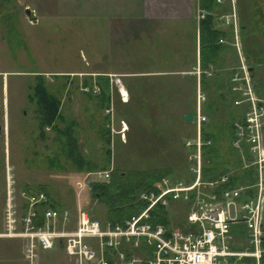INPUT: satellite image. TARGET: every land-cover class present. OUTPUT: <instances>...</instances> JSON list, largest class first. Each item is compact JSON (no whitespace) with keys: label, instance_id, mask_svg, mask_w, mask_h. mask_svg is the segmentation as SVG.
<instances>
[{"label":"rangeland","instance_id":"374dc122","mask_svg":"<svg viewBox=\"0 0 264 264\" xmlns=\"http://www.w3.org/2000/svg\"><path fill=\"white\" fill-rule=\"evenodd\" d=\"M43 1L45 8L53 11V0ZM251 1L234 0L235 7H241V15L236 10L237 29L233 28L232 31L233 51L238 66L243 59L246 65L252 68L249 79L258 97L264 99V32L256 30L254 26L253 17L255 19L258 10ZM253 2L259 6V10L264 11V0ZM38 6L39 9L42 8L38 0H0V232L5 229L4 216L9 194L16 203L17 229L21 228L18 223L22 214L21 196L27 189L45 190L54 202L67 208L71 214L68 228H72L78 207L83 208L90 217L101 221L108 216L109 207L102 201L104 198L98 200L95 194L106 193L105 200H113L118 192L117 187L122 182L150 181L151 175L166 172V176L172 181H184L190 174V151L184 143L196 134V125L194 122H184V109L148 105L144 100L141 101L144 95L134 93H131L130 105H119L117 87L123 78L113 76L106 79H87L88 76H84L85 72L93 70L131 69L132 63L129 60L133 48L129 45L118 47L116 44L112 47L105 46L100 37L104 31L86 30L88 21L80 14L83 12L81 7L78 8L79 15L73 19L69 14L41 13ZM25 7H29L33 15H26L23 10ZM96 22L100 28L102 19H94L93 26ZM123 23L125 26L128 23L132 25L133 20L126 19ZM240 24L243 29H240ZM90 40L92 46L97 44L92 49L91 58L90 49L86 47V42L88 44ZM164 41L162 37L152 44L155 57L152 68L163 70L171 66L169 62H165ZM118 49H126V55L116 53ZM177 64L173 63L172 67L176 68ZM221 68L222 71H218L216 75L226 72L223 66ZM237 71L238 68L235 72ZM37 74L44 77L49 91L60 99L61 117L56 126L62 129L70 120L77 122L73 133L79 144L80 158L84 165L93 164V168L79 169V161L73 162L60 153L59 140L62 136L56 129L46 127L44 132H41L38 128L36 106L28 99V94L31 93L29 87L35 83ZM61 74L69 76H57ZM99 78L102 79V88L106 90L108 87L109 96H113L107 105L102 107L99 106L100 97L82 92L89 90V87H82L84 82L94 81L92 89L98 88L94 94L99 95L101 85L95 84ZM215 78L204 77L207 88L204 91L205 101L208 104L215 99V96H210L213 87L211 83ZM185 80L187 81L179 79L180 83L176 84L169 79L168 85H178V91H184L186 88L191 92L178 95L162 93L160 96L177 97L179 100L186 98L191 103L195 95L189 84L192 81L189 78ZM64 83L67 87H64ZM154 83L158 84L156 81ZM110 87L113 94H110ZM231 98L232 95H229L226 99L227 109L212 112V108H205L204 112L201 111L206 117V123L214 122L210 129L220 138L226 136L224 133H228V109L233 113V125L242 120L243 109L241 106L232 105ZM149 106L151 108H148ZM191 106L187 110L195 114L194 103ZM222 142L223 139L218 140V143ZM227 148L224 147L226 150ZM222 154L224 162L219 165L224 163L231 166L230 155L225 152ZM103 170L108 171L109 176L100 182L109 183L113 180V186L109 190L93 191L87 184L82 188L76 186V182L80 181L86 172ZM91 179L93 178L86 181H93ZM93 183L96 182H90L89 185ZM168 210L173 224L178 225L184 221L186 206L172 204ZM26 247L27 241L24 238L0 237V264H26ZM35 261L37 264H75L76 260L70 257L65 249L56 245L48 250L37 251Z\"/></svg>","mask_w":264,"mask_h":264},{"label":"built area","instance_id":"2783aa9c","mask_svg":"<svg viewBox=\"0 0 264 264\" xmlns=\"http://www.w3.org/2000/svg\"><path fill=\"white\" fill-rule=\"evenodd\" d=\"M230 1L233 5L234 0ZM222 20L237 29L234 9ZM249 73L241 59L232 78L236 92L233 104L243 109L242 120L234 123L231 142L242 163L237 179L233 178L236 169L214 179L202 178L204 142L200 131L206 117L201 112L203 97L198 91L193 121L196 134L184 143L190 151L191 182L159 178L138 195L146 206L123 224L90 217L78 207L72 228H68L70 211L51 207L48 195L35 190L22 193L21 228L17 229L16 203L9 194L0 237L27 241L26 264H37V251L56 245H62L75 264H264V99L255 92ZM108 176L105 170L86 172L76 186L82 188ZM88 178L93 181H86ZM172 204L187 207L184 221L178 225L154 222L153 207L160 205L168 210ZM40 219L42 223L37 224ZM168 219L171 221L169 210Z\"/></svg>","mask_w":264,"mask_h":264},{"label":"crops","instance_id":"0c3cea01","mask_svg":"<svg viewBox=\"0 0 264 264\" xmlns=\"http://www.w3.org/2000/svg\"><path fill=\"white\" fill-rule=\"evenodd\" d=\"M53 2L52 8L54 9L52 11L45 8L43 0H38L39 5L42 6L41 9L38 6V10L41 13L69 14V17L74 19L79 15L78 8L81 7L83 12L80 11V14L84 15L83 18L88 21L85 25L86 30L100 29L104 31L100 37L104 40L105 46L112 47L116 44L118 47L129 45L133 48L131 52L129 51L131 53V60H129L132 63L131 69H117L116 71L101 69L84 73V76H88L87 79L113 76L119 79L123 78L122 82L120 80V86L117 87L122 104H131L130 96L134 93L144 96L150 95L141 98V101L144 100V103L148 105H156L157 107L161 105L160 107L167 109H184L188 112L187 109H190L193 103L194 109H196L199 91L203 97L202 108L208 102L205 101L206 94L204 91L207 90L205 81L202 83L201 78H209L210 76L216 77V81L213 79L211 83L213 85L211 93L215 96V100L220 99V96L227 99L229 95H232L234 100L236 92L232 88V78L238 64L233 51V29L231 25L224 24L222 16L231 13L233 9L241 15V7H235L230 0L219 2L217 0H53ZM25 8L23 9L24 13ZM99 18L102 19L100 28L98 22L95 26L92 24L94 19ZM126 19H132V25L128 23L125 26L123 22ZM241 24L240 29H243ZM212 30L221 31L222 34L218 38H214L215 35L208 34ZM162 37L165 40L163 45L165 62H169L171 66L168 69L159 70L152 68L155 61L152 44ZM215 39H217L218 48L212 53L209 46L215 44ZM208 41L210 42L207 43ZM96 45L92 46L91 40L88 44L86 42V47L90 49V58L92 57V49ZM170 46L171 48H169ZM116 53L125 56L126 49H118ZM202 55H204L203 58ZM175 62L178 64L176 68H173L172 64ZM221 66L226 72H219L220 75H216L218 71H222ZM248 68L250 72L252 68ZM188 78L192 81L189 84L195 94L191 103L186 98L179 100L177 97L160 96L162 93L178 95L179 93L191 92L190 89L186 88L184 91L182 89L178 91L180 88L178 85H168L169 79L178 84L180 83L179 79L187 81L185 79ZM155 81L158 84L154 83ZM175 87L176 92L173 93ZM101 96L99 97L101 98ZM99 105L102 107L107 103L102 101Z\"/></svg>","mask_w":264,"mask_h":264},{"label":"trees","instance_id":"16d2710c","mask_svg":"<svg viewBox=\"0 0 264 264\" xmlns=\"http://www.w3.org/2000/svg\"><path fill=\"white\" fill-rule=\"evenodd\" d=\"M255 0H252V5L255 6L257 13H256V17L254 19L253 17V23L254 26H256V30H259L261 32H264V11L261 9L259 10V6L257 7L255 2H253ZM209 35L213 34L215 35L214 38H218V36L221 33V31L218 30H212L211 33H208ZM210 41H208L207 43H209ZM213 44V43H212ZM218 45L217 39H215V44L214 45H210L209 46V50L210 52H215L216 48ZM253 45L255 46L256 44L253 43ZM218 50V49H217ZM204 57V55H202V58ZM57 76H69V75H57ZM65 78V77H64ZM102 79H106L105 77H100ZM97 80V85H101V90H100V94L99 95H95L92 89L93 86V81L91 82H84V84H82V87H89L88 91H83V93H86L88 95H92V96H101V102L103 101V103H107L109 102V99H111V97H113L112 95L109 96V89L107 87V89H103L102 88V84H101V80ZM206 80V79H205ZM204 77L201 78V81L203 83ZM65 83H64V87H65ZM112 88L110 87V94ZM29 91L31 93L28 94V99L29 101H31L32 103L35 104L36 106V120L38 123V128L41 130V132H44V128L46 127H50L53 129H56L58 131V134H60L62 136V139H60V153L64 154L65 157L67 159H70L73 162H77L79 161V165L78 168H86V169H91L94 167L93 164L87 163V165L82 163V160L80 158L79 155V144L78 141L73 133L74 128L77 126V122L74 120H70L68 123H66V127H63L62 129L56 126V122L58 119H60L61 117V109H60V99L53 94L51 91H49L48 87H47V83L46 80L44 79V77L41 74H37L35 77V83L31 84L29 87ZM257 91V90H256ZM113 94V93H112ZM118 94V92H117ZM210 96L212 97V94H210ZM118 104L119 105H128V104H122L121 102V98L118 94ZM220 100V101H219ZM231 104H233V97L231 98ZM100 102V103H101ZM208 103H206L205 106H202L201 110H203V112L205 111V108H212V112L214 111H218V110H224L227 109V101L226 98L221 97L220 99H212V101L207 105ZM130 105V104H129ZM100 106V105H99ZM231 106V105H230ZM235 106V105H234ZM131 109V108H130ZM192 111H188L185 114H191ZM228 112L230 114V121H228L227 124V130L228 133H224V135H226L223 138H220L215 131L213 132V130L211 131L210 127L214 126V122L210 121V124L206 123V121H204L201 124V131H200V135H201V139L203 140L204 144L202 146V158H203V162H202V178L204 180H210V179H214L216 177H218L221 173L232 170V169H236V172L233 173V178L237 179L238 175H241L242 173L240 171H238L240 169V166L242 165L241 163V159L240 156L237 154L238 152L235 151L232 146H231V142L234 138V125H233V113L232 110L228 109ZM125 114V113H124ZM183 117V116H182ZM186 124H191L192 122L189 121H184ZM193 124V123H192ZM223 142L218 143V140H221ZM209 143H208V142ZM207 142V143H206ZM226 143V144H225ZM228 147L227 150L224 149V147ZM226 153L228 154V156L230 155L231 158V162L232 165H226V164H221L220 163L224 162V157L222 153ZM226 160V159H225ZM217 166V167H216ZM60 168L62 169L63 166L61 165ZM88 171V170H87ZM190 173V172H189ZM166 173H162V174H153L150 177H152V179L149 180H144L143 182L138 183L137 181H132L131 182H122L121 185H119L117 187V195L116 198L113 200H110V198L105 200V195L104 194H95L96 198H98V200H100L101 198H104V201L106 203V205L109 207L108 209V216L105 218V220L110 221L113 224H123L124 220L126 218H129L131 215H136L138 214L145 206H146V202H142L139 201L138 199V195L142 190L148 189L154 181L158 180L161 177H168L166 176ZM120 176H123L122 174H120ZM125 179H127V177L123 176ZM193 179L192 175L189 174V176L187 177V179H185V182H191ZM124 180V179H123ZM122 181V180H121ZM113 180L110 181L109 183L106 182H96L93 183L90 186V188L93 191L96 190H101L102 192H105L107 190H109L113 184H112ZM131 186H130V185ZM28 191H35V190H30L27 189ZM36 190H42V189H36ZM105 190V191H104ZM46 194L47 192L45 190H43ZM104 195V196H103ZM49 197V196H48ZM49 205L53 208H64L62 205H59L58 203L54 202L50 197H49ZM115 204V206H114ZM24 207V205H23ZM152 214L155 215V219L154 222H159L163 225H168L171 221H169L168 219V210L163 208L160 205H156L153 207ZM42 221L41 219L37 221V224H41ZM172 223V222H171ZM63 248L62 245H59ZM262 261L264 263V255L262 258Z\"/></svg>","mask_w":264,"mask_h":264},{"label":"water","instance_id":"95a60500","mask_svg":"<svg viewBox=\"0 0 264 264\" xmlns=\"http://www.w3.org/2000/svg\"><path fill=\"white\" fill-rule=\"evenodd\" d=\"M25 13L27 15H33L29 9V7H26L25 8ZM183 119L186 120V121H189V122H193L194 121V115L193 114H184L183 115Z\"/></svg>","mask_w":264,"mask_h":264}]
</instances>
